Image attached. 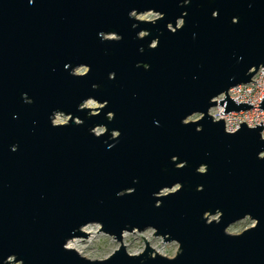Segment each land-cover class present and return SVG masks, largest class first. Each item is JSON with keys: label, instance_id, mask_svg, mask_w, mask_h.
Returning <instances> with one entry per match:
<instances>
[{"label": "water", "instance_id": "obj_1", "mask_svg": "<svg viewBox=\"0 0 264 264\" xmlns=\"http://www.w3.org/2000/svg\"><path fill=\"white\" fill-rule=\"evenodd\" d=\"M261 67L264 0H0V264H264V127L210 115ZM150 229L175 258L128 253Z\"/></svg>", "mask_w": 264, "mask_h": 264}, {"label": "rangeland", "instance_id": "obj_2", "mask_svg": "<svg viewBox=\"0 0 264 264\" xmlns=\"http://www.w3.org/2000/svg\"><path fill=\"white\" fill-rule=\"evenodd\" d=\"M136 18L140 20H155L159 17L158 14L155 13H146L142 15H135ZM141 17H145L141 19ZM155 17V19L151 18ZM181 25V22L179 23ZM86 72V68H80L76 70V73L83 74ZM86 107L92 109H98L101 107L100 104L89 101L85 104ZM200 118V115H195L191 117L188 121H195ZM68 117L64 115H57L55 117L54 122L56 124H63L67 122ZM104 128H98L97 133L104 132ZM218 219V215L214 217H210V220ZM255 225L250 218H246L243 221L238 222L237 224L233 225L229 228L228 232L231 234H240L246 229L251 228ZM85 232L88 231L93 232L89 234V237L75 239L77 241V246L80 251V254L88 259L91 260H104L110 257L117 249H119L120 244L113 239V237L107 236L104 233H100V226L99 225H90L87 226ZM99 232V233H98ZM155 233L154 230L150 229L144 232H135V233H126L125 238L123 239V244L126 246L127 251L131 255H138L141 254L146 249L145 240L150 244V246L157 251L159 254L172 258L176 256L179 250V245L177 243H170L165 244L163 243L162 238L153 236ZM145 238V240L143 239Z\"/></svg>", "mask_w": 264, "mask_h": 264}, {"label": "built area", "instance_id": "obj_3", "mask_svg": "<svg viewBox=\"0 0 264 264\" xmlns=\"http://www.w3.org/2000/svg\"><path fill=\"white\" fill-rule=\"evenodd\" d=\"M229 96L238 104L253 105L254 108L240 113H229L224 116L221 115L225 110L223 106H217L211 109L210 115L215 121L224 120L227 132H237L243 123H246L249 128H256V126L261 127L260 124L262 122L264 127V111L258 108L261 107L259 104H262L264 99V67L258 70L251 83L233 88L230 90ZM224 98L225 95H222L216 101H222Z\"/></svg>", "mask_w": 264, "mask_h": 264}, {"label": "clouds", "instance_id": "obj_4", "mask_svg": "<svg viewBox=\"0 0 264 264\" xmlns=\"http://www.w3.org/2000/svg\"><path fill=\"white\" fill-rule=\"evenodd\" d=\"M185 3H187V4H189V3H191V0H185ZM219 16V12L218 11H216V12H213V17L214 18H217ZM145 17H141V19H144ZM151 18H153V19H155V17H151ZM233 23H238V18H234V20H233ZM181 24L182 25H184V21L183 20H181ZM185 26V25H184ZM254 68V67H253ZM261 136H264V132H261ZM15 150V149H14ZM201 171H203V169H201ZM153 256V255H152ZM138 257V256H137ZM153 258H155V256H153ZM172 258H175V256H173ZM172 258H170V259H172Z\"/></svg>", "mask_w": 264, "mask_h": 264}, {"label": "bare ground", "instance_id": "obj_5", "mask_svg": "<svg viewBox=\"0 0 264 264\" xmlns=\"http://www.w3.org/2000/svg\"><path fill=\"white\" fill-rule=\"evenodd\" d=\"M88 233L92 234L93 232L88 231ZM124 238H125V236H124ZM68 247L72 248V249H74V250H76V251H78L80 253V251L78 249V246H77V241L76 240H72L71 242H69Z\"/></svg>", "mask_w": 264, "mask_h": 264}]
</instances>
